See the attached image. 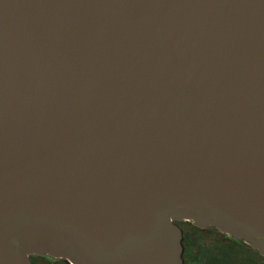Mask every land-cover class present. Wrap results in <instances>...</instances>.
Here are the masks:
<instances>
[{"label": "water", "instance_id": "95a60500", "mask_svg": "<svg viewBox=\"0 0 264 264\" xmlns=\"http://www.w3.org/2000/svg\"><path fill=\"white\" fill-rule=\"evenodd\" d=\"M177 222L264 259V0H0V264H182Z\"/></svg>", "mask_w": 264, "mask_h": 264}, {"label": "flooded vegetation", "instance_id": "af4514ba", "mask_svg": "<svg viewBox=\"0 0 264 264\" xmlns=\"http://www.w3.org/2000/svg\"><path fill=\"white\" fill-rule=\"evenodd\" d=\"M176 225L181 231L182 264H264V259L260 255L258 256L262 260L256 257L255 254L257 255V253L247 245H245L243 242L231 239L225 235L224 238L227 239L230 245H223L222 247L219 246V248H211V250L204 247V250L207 249L208 251L204 252V254L201 256V246H199V241L196 238V234L198 231L204 229L197 228L189 222H177ZM208 230L217 233L215 230H212L210 228H208ZM239 246L250 250L252 252V256L259 259L260 263L254 260L247 261V259L245 258H238L235 253L241 252ZM30 261L32 264H69L62 259H53L37 255L31 256Z\"/></svg>", "mask_w": 264, "mask_h": 264}, {"label": "rangeland", "instance_id": "374dc122", "mask_svg": "<svg viewBox=\"0 0 264 264\" xmlns=\"http://www.w3.org/2000/svg\"><path fill=\"white\" fill-rule=\"evenodd\" d=\"M212 230H214V229H212ZM215 231L217 233H215L211 230H208V229L198 231L196 234V238L199 241L198 242L199 246L205 247V248L211 250V248H219V246L222 247L223 245H230L228 243L227 239L224 238L225 236L223 234H221L217 230H215ZM239 249L241 250V252L235 253V255H237L238 258H241V259L245 258V259H247V261L248 260H250V261L254 260V261L260 263L259 259L252 256V252L250 250H247L246 248H244L242 246H239ZM255 256L260 258L258 256V254L257 255L255 254Z\"/></svg>", "mask_w": 264, "mask_h": 264}, {"label": "trees", "instance_id": "16d2710c", "mask_svg": "<svg viewBox=\"0 0 264 264\" xmlns=\"http://www.w3.org/2000/svg\"><path fill=\"white\" fill-rule=\"evenodd\" d=\"M205 248L204 247H201L200 248V255L202 256L204 254V252H207V249L204 250Z\"/></svg>", "mask_w": 264, "mask_h": 264}]
</instances>
